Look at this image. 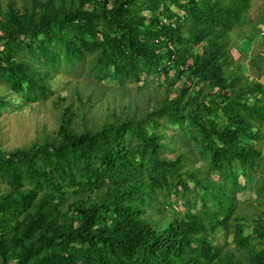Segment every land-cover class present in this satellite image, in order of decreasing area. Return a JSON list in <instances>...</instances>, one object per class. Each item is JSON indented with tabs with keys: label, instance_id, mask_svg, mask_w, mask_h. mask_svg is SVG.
I'll return each mask as SVG.
<instances>
[{
	"label": "trees",
	"instance_id": "obj_1",
	"mask_svg": "<svg viewBox=\"0 0 264 264\" xmlns=\"http://www.w3.org/2000/svg\"><path fill=\"white\" fill-rule=\"evenodd\" d=\"M251 6L0 0V114L14 94L45 101L60 72L158 77L162 91L98 127L67 106L51 137L0 148V264H264V72L244 76L228 38L252 34ZM220 229L230 241L215 243Z\"/></svg>",
	"mask_w": 264,
	"mask_h": 264
},
{
	"label": "rangeland",
	"instance_id": "obj_2",
	"mask_svg": "<svg viewBox=\"0 0 264 264\" xmlns=\"http://www.w3.org/2000/svg\"><path fill=\"white\" fill-rule=\"evenodd\" d=\"M253 5L249 11V19L251 21V32L248 27H235L229 32L230 51L234 59H237L241 72L249 78L258 79V75L264 72V62L260 64L254 63L253 57L260 53L264 56V25L257 21L258 15L262 14L264 9V0H252ZM22 0H16V4L20 6ZM264 23V17H262ZM252 23H255L252 25ZM247 33V35H245ZM199 50V48H197ZM111 71V67H109ZM88 74L87 69H82L79 74L69 72H60L54 79L50 81L53 88L51 94L45 101L23 103L18 94L11 97V104L2 107L0 114V148L10 150L18 146H28L32 143L42 142L44 138L51 137L56 133L59 125V113L67 106H71L74 111L78 108L86 110L84 115L86 121L90 120V115L95 118V125L98 127L104 121H111L112 116H108L112 111L119 115H131L136 112L143 114L151 107L156 106L155 98L162 93L161 89L155 84L158 77L148 84L146 80L138 83L127 82L122 86L119 84L118 78H103ZM173 70L170 71V75ZM162 75L160 81L162 80ZM264 80V77L262 76ZM181 80L177 81L180 84ZM76 85L81 92L82 101L75 98V90L69 91V86ZM146 85V86H145ZM92 96H91V94ZM57 95L64 97V100H58ZM88 96L90 98L88 99ZM7 97H9L7 95ZM71 102V104H70ZM64 108V109H63ZM90 111V115H89ZM167 136L177 131L176 126L169 125L163 130ZM261 151H264V137L258 143ZM177 147L172 146L167 151V156L174 158L176 156ZM264 167V160L262 161ZM216 178V177H215ZM238 180L243 183V176L238 175ZM191 184V183H190ZM192 185V184H191ZM5 188V184L0 182V190ZM239 199H244L247 195L241 192L236 193ZM174 198V196H173ZM181 200L177 202V205ZM250 229L244 231L248 233ZM232 234L225 233L220 229L217 231L215 243L230 241ZM256 244V241L253 242Z\"/></svg>",
	"mask_w": 264,
	"mask_h": 264
},
{
	"label": "crops",
	"instance_id": "obj_3",
	"mask_svg": "<svg viewBox=\"0 0 264 264\" xmlns=\"http://www.w3.org/2000/svg\"><path fill=\"white\" fill-rule=\"evenodd\" d=\"M252 3H253V1H252ZM253 5V4H252ZM251 8H252V6H251Z\"/></svg>",
	"mask_w": 264,
	"mask_h": 264
},
{
	"label": "built area",
	"instance_id": "obj_4",
	"mask_svg": "<svg viewBox=\"0 0 264 264\" xmlns=\"http://www.w3.org/2000/svg\"><path fill=\"white\" fill-rule=\"evenodd\" d=\"M163 21H165V19Z\"/></svg>",
	"mask_w": 264,
	"mask_h": 264
}]
</instances>
